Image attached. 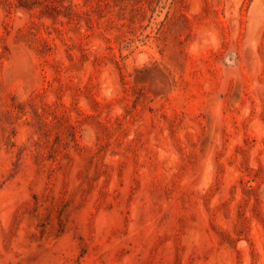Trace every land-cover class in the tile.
I'll use <instances>...</instances> for the list:
<instances>
[{
    "label": "rangeland",
    "instance_id": "rangeland-1",
    "mask_svg": "<svg viewBox=\"0 0 264 264\" xmlns=\"http://www.w3.org/2000/svg\"><path fill=\"white\" fill-rule=\"evenodd\" d=\"M0 264H264V0H0Z\"/></svg>",
    "mask_w": 264,
    "mask_h": 264
}]
</instances>
